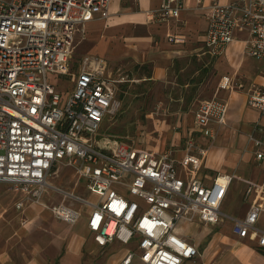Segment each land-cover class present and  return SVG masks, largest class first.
I'll return each mask as SVG.
<instances>
[{
    "label": "built area",
    "instance_id": "1",
    "mask_svg": "<svg viewBox=\"0 0 264 264\" xmlns=\"http://www.w3.org/2000/svg\"><path fill=\"white\" fill-rule=\"evenodd\" d=\"M110 2L0 0V183L22 194L17 209L29 201L67 222L79 214L62 204L48 207L42 200L47 188L87 204L86 227L98 246L136 243L121 264L134 256L143 264H196L198 250L175 234V226L181 220L217 224L230 218L220 205L233 176L217 174L210 185L193 175L181 178L178 167L194 173L207 154L191 139L177 160L170 150L157 153L99 134L104 118L119 109V81L100 57L83 56L74 71L71 59L76 34L84 33L93 15L107 19ZM180 9L177 0H163L148 14L164 20L178 17ZM207 19L206 53L220 57L233 34L244 32L245 54L261 62L264 74V0L214 1ZM48 75L68 77L70 91L65 94ZM218 88L241 89L242 84L223 76ZM246 104L264 116V88L251 84ZM227 111L222 98L200 101L194 123L201 135L214 139L213 125H224ZM253 141L255 158H263L261 141ZM63 166L86 179L96 202L49 183ZM261 211L264 193L243 218H230L232 232L240 238L252 235L264 246V231L255 226Z\"/></svg>",
    "mask_w": 264,
    "mask_h": 264
},
{
    "label": "crops",
    "instance_id": "2",
    "mask_svg": "<svg viewBox=\"0 0 264 264\" xmlns=\"http://www.w3.org/2000/svg\"><path fill=\"white\" fill-rule=\"evenodd\" d=\"M177 1L181 8L178 17L157 20L148 13L158 10L163 0H111L108 18L93 15L85 23L84 33L76 34L74 43L81 58L92 55L104 59L107 73L119 81L117 85L140 83L161 87L164 113L179 120L168 127L175 132H171L172 136L169 133L170 148L163 151L170 150L173 158L180 160L190 139L207 149L194 173L178 167V175H193L205 185H210L217 174L233 176L220 211L230 218H243L264 193V157L255 158L253 141H261L264 149V116L246 104L251 84L264 88L261 62L245 54L244 32L233 34V42L220 57L205 51L211 4L236 0ZM223 76L240 82L242 88L219 89ZM210 86V95L206 96ZM214 96L227 101L228 111L224 125H213L216 137L207 139L194 123V112L200 101ZM145 149L157 153L162 150L159 144ZM248 185H252L249 193ZM21 198L20 192L0 183V264H121L126 253L136 249L134 241L126 246L116 241L98 246L86 227L89 209L76 224L79 218L67 222L55 217L48 208L29 201L17 209ZM43 202L48 207L66 206L62 201L50 205ZM222 204L226 208L232 206L233 211H222ZM230 218L217 224L181 220L174 232L196 247V264H264V246H259L252 235L236 236ZM255 226L264 231V211L259 213ZM129 264L143 263L134 256Z\"/></svg>",
    "mask_w": 264,
    "mask_h": 264
},
{
    "label": "rangeland",
    "instance_id": "3",
    "mask_svg": "<svg viewBox=\"0 0 264 264\" xmlns=\"http://www.w3.org/2000/svg\"><path fill=\"white\" fill-rule=\"evenodd\" d=\"M81 53L76 43L72 53L71 66L72 71L76 69L80 61ZM120 74L121 72L118 71ZM125 73H121L124 75ZM120 75V76H121ZM52 82L58 83V88L67 94L70 91L71 84L67 78L62 76L48 75ZM118 78V77H117ZM124 78V76H123ZM126 79V77H125ZM126 87H118L116 98L119 101V109L114 116H106L101 124L100 135H109L115 140H122L127 144L137 145L143 148H153L157 144L164 149H169V133L175 132V129H168L179 121L164 113L165 104L164 96L161 93L159 85L144 86L140 83H125ZM208 87L206 96L210 95ZM64 93L62 94L64 96ZM172 128V127H171ZM185 142L183 141V144ZM185 146V145H184ZM164 148V149H163ZM49 182L62 190L68 191L80 198L88 199L90 202H96V198L87 191V181L82 176L75 173L70 166L60 168L57 175L52 176ZM234 183V182H233ZM232 183V185H233ZM235 195V193H233ZM50 195L52 198H47ZM42 200L49 205L56 202H64V204L79 214V220L76 224L84 219L89 208L87 204H83L79 200L64 196L53 189L47 188L43 194ZM40 205V204H38ZM222 211L231 213L232 206L226 208L222 204ZM182 223H179L181 225Z\"/></svg>",
    "mask_w": 264,
    "mask_h": 264
},
{
    "label": "trees",
    "instance_id": "4",
    "mask_svg": "<svg viewBox=\"0 0 264 264\" xmlns=\"http://www.w3.org/2000/svg\"><path fill=\"white\" fill-rule=\"evenodd\" d=\"M146 72H147V75H148L147 78H149V77H150V71L147 70ZM120 86H122V87H126V84H118V85H117V88L120 87Z\"/></svg>",
    "mask_w": 264,
    "mask_h": 264
}]
</instances>
